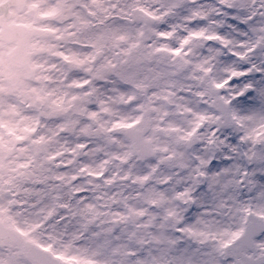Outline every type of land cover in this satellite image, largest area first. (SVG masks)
Here are the masks:
<instances>
[{
	"label": "flooded vegetation",
	"instance_id": "af4514ba",
	"mask_svg": "<svg viewBox=\"0 0 264 264\" xmlns=\"http://www.w3.org/2000/svg\"><path fill=\"white\" fill-rule=\"evenodd\" d=\"M207 4L220 13L221 7L234 8L237 15L241 10L226 0H0V109L20 112L0 118L9 146H0V154L36 156L60 192L86 193L81 202L90 203L84 213L102 211L109 217L107 228L100 225L92 237L115 239V249L127 255L126 262L110 264H160L148 245L174 247L163 239L169 226L160 209H172L169 193L179 185L198 187L205 181L209 192L199 204L196 237L199 264L260 259L264 264V248H258L264 233L241 240L257 232L246 234L252 216L264 221V54H257L254 43L239 55L218 50L207 60L201 53L203 65L194 67L195 42H112L114 30L201 28ZM255 13L250 10L249 22ZM239 26L246 29L247 23ZM101 39L117 50L126 45L140 75L105 77L95 52L88 51ZM257 46L264 50V42ZM123 84L133 85L140 99L133 111L141 112L153 131L138 145L120 136L126 127L121 117L131 103ZM215 88L222 89L230 122L214 111ZM37 95L43 101L36 104ZM194 108L202 112L195 122ZM194 125L197 131L189 136ZM67 159L71 168L64 166ZM211 220L236 222L239 229L231 235L208 232Z\"/></svg>",
	"mask_w": 264,
	"mask_h": 264
},
{
	"label": "clouds",
	"instance_id": "9594fccd",
	"mask_svg": "<svg viewBox=\"0 0 264 264\" xmlns=\"http://www.w3.org/2000/svg\"><path fill=\"white\" fill-rule=\"evenodd\" d=\"M88 51L95 52L96 64L105 69L104 76L108 79L131 80L140 75L133 57L127 54L126 45H121L117 50L110 41L101 39L97 41L93 49H88ZM121 87L131 93L129 95L131 103L126 105L121 117L126 127L120 136L126 143L138 145L145 138L153 135V131L147 127L142 113L133 111L140 104L137 94L132 91L133 85L123 84ZM196 131V128H192L187 134L191 136ZM126 174V172L122 173V175ZM200 175L203 176L204 173H200ZM66 191H70V189H66ZM215 191H221L219 185L216 186ZM240 191L243 192L242 189ZM208 192L209 187L205 181L200 183L198 187L191 183L179 185L174 192L169 193L170 203L173 207L170 211L167 207L160 209V211L166 213L164 220L169 226L163 235V239L173 241L174 247H169L167 243H160L156 246L151 243L148 245L151 255L160 258V264H199V256L196 254V249L199 247L196 243V237L201 226V219L198 216L201 210L199 204L204 199L202 194H208ZM85 195L86 193L80 192L74 197L65 196L60 201H55L51 198H40L35 195H29L25 198L18 190H10V195L5 198L8 200L13 198L16 200L26 199L23 206L13 205L12 208L13 213L23 212L24 215L19 219L27 217L30 221L27 226L21 224V227L29 232L30 238L39 239L45 247L58 248L62 241L67 242L77 232H80L84 239L77 238L76 242L81 246H86L89 244V238L92 234L98 232L100 225L107 228L106 221L109 217L102 211H98L90 217L84 213L83 210L90 203V201L81 202ZM151 210L156 211L155 208ZM156 223L159 224L160 221L156 220ZM152 231L156 232V229H152ZM165 250H167L166 254L162 256ZM16 264H29V262L24 255H17Z\"/></svg>",
	"mask_w": 264,
	"mask_h": 264
},
{
	"label": "rangeland",
	"instance_id": "374dc122",
	"mask_svg": "<svg viewBox=\"0 0 264 264\" xmlns=\"http://www.w3.org/2000/svg\"><path fill=\"white\" fill-rule=\"evenodd\" d=\"M229 4H236L237 8H241L240 14L238 15L233 12L235 9L231 8H220L216 10L214 6H210V4L204 5L203 17L205 18V25L201 28H187L183 27L184 30H151V33L148 36H143V32L141 31H112V42H196L192 46V56H193V65L197 67L199 64L203 65V61L198 58V56L202 53L206 55L207 60H211L213 55L218 54V50L223 51L227 55L232 54H242L244 50L246 52L250 49L254 43L264 42V4L258 3L261 0H226ZM263 1V0H262ZM261 1V2H262ZM260 2V3H261ZM253 4V7H252ZM211 7L210 11H207L208 7ZM250 10L255 13L254 21L249 22V12ZM222 12H224L222 14ZM219 14V15H217ZM222 14V16H221ZM209 16L212 19L209 20ZM215 18H214V17ZM218 16V18H217ZM199 19L198 18H194ZM246 22L247 28L249 31L244 30L239 25L242 23L238 22ZM217 23V24H216ZM232 25H229V24ZM219 27V28H218ZM246 28V29H247ZM143 37V40L141 38ZM208 40H213L214 42H220L219 48H215L213 46H208L205 44ZM177 46L174 48L176 50ZM203 50V52L201 51ZM257 54H264V50H260L258 46L255 47ZM206 50V51H205ZM260 50V51H258ZM205 51V52H204ZM231 51V52H230ZM221 54H223L221 52ZM212 56V57H211ZM226 70H230L227 68ZM15 112V111H14ZM13 111L8 112L10 119H13ZM264 112V111H263ZM194 114V122L197 121L198 118L201 117L202 112L199 109H193ZM195 125L193 126V128ZM32 128V127H31ZM2 137V136H1ZM3 145L9 147L5 137H2ZM2 144V143H1ZM52 144L56 146L57 142L52 141ZM51 145V142L49 143ZM182 151V150H181ZM182 159L181 161L184 163L186 161L185 155L182 151ZM36 159V158H35ZM31 161L33 164L37 166L35 168L29 167L27 168V162ZM37 160V159H36ZM39 163H35L31 160V158L27 159H7L6 157H0V221H3L15 229L22 232L25 236V241H31L39 244L40 246L52 249L56 252V255L63 260L65 264H86V263H97V264H110L112 262L124 261V256L121 254L122 251L114 250L115 252L111 256L108 254H103V239L92 237L89 238V244L86 246H81L76 242V239H84V236L81 235L80 232H77L73 235L72 239H69L67 242H61L58 248L54 247H45L44 244L41 243L39 239H33L29 237V232L25 231L24 228L21 227V224L27 226L30 221L27 217L24 219H19V217L23 216V212L13 213L12 208L13 205L23 206L26 203V199L24 200H16L15 198L8 200L5 197L10 195V190H18L20 194H23L25 198L29 195H35L40 198H51L55 201H60L58 198V186H56V180H47L45 175L48 173L47 168L45 167L41 161ZM72 159H67L64 161V166H68L71 168ZM3 166V167H2ZM63 166V167H64ZM23 167L25 172L19 173L22 177L30 179L29 182L18 181L17 175L14 172L15 169ZM58 167V165H57ZM53 170V169H52ZM56 173L54 177H58L60 173L57 168L54 169ZM69 171L65 172L66 176H69ZM25 174V175H24ZM49 192L46 193V190ZM64 197L69 196L68 191L63 192ZM62 194V195H63ZM70 197V196H69ZM238 224L236 222H215L209 221L207 222L206 229L208 232H223L225 235L226 232L231 233L237 231ZM243 226H241L242 228ZM106 230V229H105ZM65 235H68L65 233ZM262 250L264 248V238L260 242H258V248ZM7 249V248H6ZM121 252V253H120ZM264 252V250H263ZM13 253L15 255H13ZM111 252H109L110 254ZM119 254V255H118ZM17 255H22L21 250L19 249H7V251H0V264H10V260L13 257L16 260ZM100 258V259H98ZM133 260V259H131ZM132 262V261H130ZM16 264V261H15Z\"/></svg>",
	"mask_w": 264,
	"mask_h": 264
},
{
	"label": "water",
	"instance_id": "95a60500",
	"mask_svg": "<svg viewBox=\"0 0 264 264\" xmlns=\"http://www.w3.org/2000/svg\"><path fill=\"white\" fill-rule=\"evenodd\" d=\"M215 98L218 100V96H215ZM10 238H11L12 243L19 244V245L21 244V240L18 237L11 236ZM30 249L32 253L34 254V256L36 257V258H33L36 261V263L38 262V264H46L48 262L47 264H50V262L51 263L53 262L52 259L48 257V255L46 254L44 255L43 253H40L33 247H30ZM53 264H59V263L54 261Z\"/></svg>",
	"mask_w": 264,
	"mask_h": 264
},
{
	"label": "snow or ice",
	"instance_id": "6c2138e0",
	"mask_svg": "<svg viewBox=\"0 0 264 264\" xmlns=\"http://www.w3.org/2000/svg\"><path fill=\"white\" fill-rule=\"evenodd\" d=\"M236 81H233V83H235ZM250 94V93H249ZM37 264H38V262H37Z\"/></svg>",
	"mask_w": 264,
	"mask_h": 264
}]
</instances>
